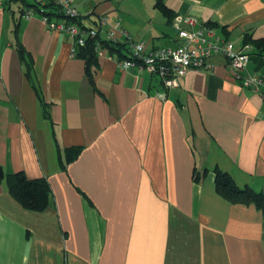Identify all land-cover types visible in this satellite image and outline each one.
I'll use <instances>...</instances> for the list:
<instances>
[{
  "label": "crops",
  "instance_id": "crops-1",
  "mask_svg": "<svg viewBox=\"0 0 264 264\" xmlns=\"http://www.w3.org/2000/svg\"><path fill=\"white\" fill-rule=\"evenodd\" d=\"M162 2L237 48L244 35L264 39V0ZM71 5L82 25L106 15L117 42L124 30L147 48L177 43L155 0H124L121 16L114 0ZM21 6L0 7V165L46 179L51 192L47 207L28 209L0 181V264H264V210L218 194L214 172L264 193V97L221 55L168 90L108 51L88 65L67 33ZM243 49L247 69L264 76V53ZM71 147L78 154L63 168Z\"/></svg>",
  "mask_w": 264,
  "mask_h": 264
},
{
  "label": "built area",
  "instance_id": "built-area-1",
  "mask_svg": "<svg viewBox=\"0 0 264 264\" xmlns=\"http://www.w3.org/2000/svg\"><path fill=\"white\" fill-rule=\"evenodd\" d=\"M39 7V15L50 30L67 33L78 45H84L86 39L95 37L104 32L107 40L118 41L106 15H100L91 25L78 26L76 23H67L65 20L50 18L43 13L42 5L53 1L58 4L64 15L73 18L80 14L71 5L73 0H33ZM6 0H0V7H4ZM32 9L25 8L22 17H30ZM115 24L120 25V20L115 19ZM173 26L176 29L177 43L173 46L147 48L142 41H136L126 31L122 30L123 42L129 49L128 58L117 61L118 67L128 69L137 67L148 71L158 77L160 85L168 90L179 85V78L190 69H209L212 67V59L221 55L226 59L228 69L234 78L250 91L264 97V76L252 73L247 69L249 63L248 53L234 43L220 37L213 27L199 24L192 17H174ZM96 54L106 52V48L99 44L95 46ZM164 97V93H160Z\"/></svg>",
  "mask_w": 264,
  "mask_h": 264
},
{
  "label": "trees",
  "instance_id": "trees-1",
  "mask_svg": "<svg viewBox=\"0 0 264 264\" xmlns=\"http://www.w3.org/2000/svg\"><path fill=\"white\" fill-rule=\"evenodd\" d=\"M20 1L22 6L20 8V15L22 16L25 8L32 9L33 13L40 12V7L35 1L29 0H7V3ZM155 6L172 21L174 16L170 15L169 9L164 5L162 0H155ZM43 13L50 18L57 20H65L67 23L74 22L81 26L80 15L78 17L70 18L64 15L62 8L53 1H49L42 5ZM207 26L213 27L210 24ZM243 46L250 45L258 53H264V39H252L248 35H244ZM99 44L101 47L106 48L110 54H115L117 61L128 58L129 49L123 42L111 41L103 39L99 34L95 37L86 39L84 45H78L74 42V54L83 57L87 60L88 65L95 60L96 50L95 46ZM242 46V48H243ZM16 48L20 54V59L24 65L27 77L32 81L33 62L30 54L20 43H16ZM89 73V71H88ZM79 151V147H71L65 150V159L59 157L60 164L65 167L66 162L72 160ZM215 187L218 194L234 203H253L257 208L264 210V193L256 192L248 186L243 188L239 187L234 179L227 173L219 169H215ZM6 179L10 194L20 202V204L28 209L42 210L47 207L50 197V186L44 178H28L23 171L14 173H6L0 165V181ZM194 181H200L201 176L194 170Z\"/></svg>",
  "mask_w": 264,
  "mask_h": 264
},
{
  "label": "rangeland",
  "instance_id": "rangeland-1",
  "mask_svg": "<svg viewBox=\"0 0 264 264\" xmlns=\"http://www.w3.org/2000/svg\"><path fill=\"white\" fill-rule=\"evenodd\" d=\"M32 1V0H29ZM115 6H117V9H113L112 12L117 13L119 16H121V13L119 11H122L124 8V0H114ZM173 46V45H171ZM163 88V87H162Z\"/></svg>",
  "mask_w": 264,
  "mask_h": 264
}]
</instances>
